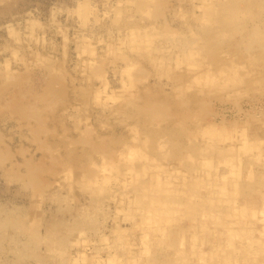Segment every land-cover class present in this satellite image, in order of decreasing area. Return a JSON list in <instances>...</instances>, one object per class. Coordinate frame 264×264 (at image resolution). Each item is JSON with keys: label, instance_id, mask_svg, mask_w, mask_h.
Returning <instances> with one entry per match:
<instances>
[{"label": "rangeland", "instance_id": "374dc122", "mask_svg": "<svg viewBox=\"0 0 264 264\" xmlns=\"http://www.w3.org/2000/svg\"><path fill=\"white\" fill-rule=\"evenodd\" d=\"M249 1L251 4L248 0H0V264H74L77 256L87 257V264H108L106 258L113 254L114 260L109 264H181L183 256L176 254L181 249L188 257L186 264L192 261V264H264V243L259 244L261 251L257 254L247 252L246 248L233 252L234 247L248 239L244 236L249 228L256 240H264L261 232L264 231V0H260L262 4L259 0ZM209 2L214 7L227 4L226 10L235 16L233 22L227 24L215 19L204 28L201 15ZM248 3L252 14L243 10L248 8ZM244 11L247 17L242 14ZM215 31L218 34L212 43L210 38ZM236 37L239 42L234 41ZM182 44L186 50H181ZM210 45L215 48L208 49ZM214 53L218 59H211ZM227 56L228 60L242 65L240 74L231 78L211 73L214 78H207V72L218 66L219 58ZM186 72H191V76ZM15 101L18 107L29 101L32 109L29 105L25 107L31 117L26 108L22 114L20 108L19 113ZM150 103L152 106H148ZM189 112L192 117L187 115ZM163 123L166 124L163 126ZM208 124L226 127L224 131L232 132H228L227 139L223 136L212 144L235 145L232 154L236 166L224 155H213V166L204 165L198 152L211 142L199 130ZM158 140H163L165 145L168 141L162 151ZM245 142L247 150L243 147ZM187 149H192L195 155ZM120 150L122 154L118 157L116 153ZM130 152H135L133 158ZM143 153L147 156L144 160ZM188 154L189 157H183ZM146 161L152 166L160 163L158 170L144 169ZM94 169L99 171L98 176L94 175ZM152 172L154 177L169 181L168 186L176 190L190 189L195 183L198 190L195 194L200 196L185 199L191 202L179 205L173 218H165L161 207H167L169 200L156 198L160 209H153L147 204V198L141 199L144 190L148 192L155 187ZM183 181L188 184L183 185ZM211 199L216 200L214 205ZM127 218L125 223L123 219ZM145 233L148 235L143 239ZM193 234H197L196 240ZM230 238L234 247L223 252L227 243H231ZM193 240L196 250L206 254L194 253ZM112 241L115 242L112 244ZM218 241L221 242L219 251L210 253Z\"/></svg>", "mask_w": 264, "mask_h": 264}, {"label": "bare ground", "instance_id": "6f19581e", "mask_svg": "<svg viewBox=\"0 0 264 264\" xmlns=\"http://www.w3.org/2000/svg\"><path fill=\"white\" fill-rule=\"evenodd\" d=\"M143 1H145V0H143ZM205 1H208V0H205ZM241 1H244V0H241ZM248 2L251 4V2L248 0ZM157 3H158V1H157ZM236 3V2H235ZM249 3L247 4V6L249 5ZM259 3H261L260 2V0H259ZM262 4V3H261ZM260 4V5H261ZM137 5V4H136ZM143 4L141 3V6H142ZM225 5H227V4H225ZM225 5L224 4H219V6L218 7H214V4H212V2L210 3L209 2V5L205 8V10H204V12L202 13V15H201V24H202V26L204 27V28H206V27H208V25H211L212 24V22L213 21H215V19L216 20H223V21H226V23L227 24H231L232 22H233V20H232V18L233 17H235V16H233V14H231V13H229L227 10H226V7H225ZM259 5V6H260ZM203 6H205L204 4H203ZM238 6H240L239 4H238ZM81 7V6H80ZM138 7V6H137ZM136 7V8H137ZM225 7V8H224ZM234 7V6H233ZM256 7V6H255ZM241 8H243V7H241ZM240 8V9H241ZM260 8H261V6H260ZM249 10V6H248V8H246V7H244V9L243 10ZM242 10V9H241ZM254 10V9H253ZM261 10V9H260ZM256 11H258V10H256ZM255 11V12H256ZM248 12H252V9H251V11L249 10ZM259 12H261V11H259ZM258 12V13H259ZM258 13L256 14L257 16H258ZM156 14V13H155ZM154 14V15H155ZM243 15L244 14H247L245 11H244V13H242ZM241 14V15H242ZM252 14V13H251ZM260 14V13H259ZM238 15V14H237ZM253 15H254V13H253ZM253 15H250V16H252L253 17ZM156 16V15H155ZM244 16H246V15H244ZM247 17V16H246ZM256 17V16H255ZM242 18V17H241ZM244 18V17H243ZM257 18H259V16L257 17ZM252 19V18H251ZM241 20V19H240ZM253 20V19H252ZM238 21V20H237ZM238 22H241V21H238ZM220 23H221V21H220ZM236 22H234V24H235ZM247 23V22H246ZM216 26H218V25H216ZM230 26H233V25H230ZM244 26V25H243ZM252 26V25H251ZM212 27V26H211ZM250 27V26H249ZM213 28V27H212ZM216 28V27H215ZM215 28H214V30H215ZM224 28V27H223ZM228 28H229V26H228ZM234 28V27H233ZM231 29H232V27H231ZM240 29V28H239ZM250 29H252V28H250ZM254 29H255V27H254ZM135 30L136 29H134V32H135ZM167 30V29H166ZM201 30V29H200ZM220 30V29H219ZM190 31V30H189ZM205 31H207V34H209V31H208V29H205ZM230 31V30H229ZM247 31H248V28H247ZM253 32H255L256 30H252ZM137 33V32H136ZM141 33H143L142 31H141ZM170 33V32H169ZM172 33V32H171ZM189 33V32H188ZM188 33H186V34H188ZM262 33V32H261ZM148 34H152L151 32L150 33H148ZM186 34H185V36H186ZM195 34V33H194ZM193 34V35H194ZM218 34V31H217V33H216V31L215 32H213V35H211V38H210V40L212 41V43H213V40L212 39H215V37H216V35ZM230 34V33H229ZM241 34V33H240ZM260 34V33H259ZM200 35V34H199ZM226 35V34H225ZM235 35V34H234ZM250 35V34H249ZM254 35V34H253ZM262 35V34H261ZM197 36V35H196ZM208 36V35H207ZM224 36V35H223ZM252 36V35H251ZM250 36V37H251ZM128 37V36H127ZM243 37V36H242ZM258 37V36H257ZM196 38V37H195ZM223 38V37H222ZM232 38V37H231ZM240 38V37H239ZM256 38V37H255ZM127 39H129V38H127ZM153 39H155V38H153ZM235 39H236V42H239V41H237V37L236 38H234V41H235ZM242 39V38H241ZM257 39V38H256ZM148 40H149V38H148ZM197 40H198V38H197ZM219 40H220V38H219ZM137 41V40H136ZM183 41V40H182ZM217 41V40H216ZM215 41V42H216ZM221 41V40H220ZM245 41V40H244ZM264 41V40H263ZM186 42V41H185ZM199 42H200V40H199ZM214 42V44H216ZM219 42V41H218ZM231 42V41H230ZM127 43V42H126ZM210 43V42H209ZM242 43V42H241ZM220 44V43H219ZM229 44V43H228ZM231 44H232V42H231ZM245 44V43H244ZM129 45V44H128ZM180 45V44H179ZM199 45V44H198ZM212 45V44H211ZM209 46V48L208 49H210L211 47L212 48H215L214 46L215 45H213V46ZM236 45V44H235ZM142 46V45H141ZM174 46V45H173ZM177 46V45H176ZM175 46V47H176ZM200 46V45H199ZM205 46H206V44H205ZM228 46V45H227ZM230 46V45H229ZM232 46V45H231ZM239 46H240V44H239ZM249 46V45H248ZM187 47H188V45H187ZM189 47H191L190 45H189ZM258 47V46H257ZM257 47H256V49H257ZM124 48V47H123ZM156 48V47H155ZM163 48V47H162ZM177 48V47H176ZM176 48H174V50L176 49ZM194 48V47H193ZM197 48V47H196ZM234 48V47H233ZM232 48V49H233ZM170 48H168V50H169ZM171 49H172V47H171ZM249 49H250V47H249ZM260 49V48H259ZM139 50V49H138ZM152 50H154V49H152ZM180 50V49H179ZM181 50H186V47H184L183 46V44H182V46H181ZM234 50V49H233ZM170 51V50H169ZM190 51V50H189ZM191 51H193V50H191ZM190 51V52H191ZM214 51V50H213ZM226 51H228V50H226ZM240 51H242V50H240ZM261 51H263V49L261 50ZM175 52V51H174ZM185 52V51H184ZM196 52V51H195ZM212 52V51H211ZM250 52V51H249ZM180 53H181V51H180ZM182 53H183V51H182ZM204 53H205V51H204ZM216 53H219V52H216ZM233 53H234V51H233ZM251 53V52H250ZM160 54H161V51H160ZM242 54V53H241ZM150 55V54H149ZM157 55V54H156ZM155 55V56H156ZM164 55V54H163ZM188 56H189V54H187ZM214 55H215V53H214ZM229 55H231V54H229ZM256 55V54H255ZM263 55V54H262ZM165 56V55H164ZM181 56V55H180ZM183 56H186L185 54L183 55ZM196 56V55H195ZM223 56H224V54H223ZM232 56V55H231ZM243 56V55H242ZM241 56V57H242ZM247 56V55H246ZM251 56V55H250ZM159 57V56H158ZM201 57V56H200ZM207 57V56H206ZM212 57H214V58H217V55H215V56H211V59H212ZM257 57V56H256ZM263 57V56H262ZM90 58V57H89ZM154 59H155V57H153ZM213 58V59H214ZM228 58V56L226 57V58H219V63H218V66L217 67H215V68H213L214 70H212V71H208L207 72V74H206V77L207 78H214L213 76H212V74H218V75H221V76H226V77H236L238 74H240V72H241V67H242V65H240V63L238 62V61H236V62H238V63H236V62H234V61H230V60H228L227 59ZM244 58V57H243ZM209 59V58H208ZM218 59V58H217ZM248 59V58H247ZM256 59V58H255ZM195 60V59H194ZM203 60V59H202ZM250 60H251V58H249V62H250ZM263 60V59H262ZM207 61V60H206ZM214 61V60H213ZM86 62V61H85ZM161 61H159V63H160ZM162 62H163V60H162ZM198 62V61H197ZM204 62V61H203ZM202 62V63H203ZM199 63V62H198ZM247 63V62H246ZM135 64H137V63H135ZM211 63H209V65H210ZM241 64H242V62H241ZM251 64V63H250ZM92 65V64H91ZM128 65V64H127ZM129 65H130V62H129ZM131 65H132V63H131ZM202 65V64H201ZM208 65V64H207ZM260 65H261V63H260ZM90 66V65H89ZM198 66V65H197ZM252 66V65H251ZM93 67V66H92ZM193 67V66H192ZM191 67V68H192ZM245 67V66H244ZM254 67V66H253ZM188 68V67H187ZM211 69V68H210ZM259 69V68H258ZM262 70V69H261ZM250 71H254V69H252V70H250ZM259 71V70H258ZM122 72H123V70H122ZM128 72V71H127ZM202 72V71H201ZM200 72V73H201ZM249 72V71H248ZM257 72V71H256ZM106 73V72H105ZM191 72H186V74H189L188 76H191V74H190ZM196 73V72H195ZM212 73V74H211ZM250 73V72H249ZM184 73H182L181 74V78H182V75H183ZM251 74V73H250ZM196 75V74H195ZM201 75V74H200ZM248 75V74H247ZM247 75H245V76H247ZM261 75V74H260ZM135 76V75H134ZM133 76V77H134ZM179 76V75H178ZM177 76V77H178ZM185 76V75H184ZM183 76V77H184ZM126 77V76H125ZM138 77V76H137ZM186 77V76H185ZM220 77V76H219ZM225 77V78H226ZM256 77V76H255ZM124 78V77H123ZM198 81L200 80V82H201V79H199V78H197V77H195ZM224 78V77H223ZM247 78V77H246ZM245 78V79H246ZM249 78V77H248ZM259 78H260V76H259ZM127 79V78H126ZM183 79V78H182ZM227 79V78H226ZM251 79V78H250ZM52 80V79H51ZM50 80V81H51ZM134 80V79H133ZM192 80V79H191ZM217 80V79H216ZM236 80H237V78H236ZM240 80V79H239ZM252 80V79H251ZM127 81H128V79H127ZM178 81V80H177ZM197 81V82H198ZM235 81V80H234ZM243 81V80H242ZM260 81H261V79H260ZM48 82V81H47ZM131 82V81H130ZM179 82V81H178ZM177 82V83H178ZM182 82H183V80H182ZM55 83V82H54ZM121 83H122V81H121ZM181 83V82H180ZM228 83V82H227ZM243 83V82H242ZM48 84H49V82H48ZM198 85H199V82L197 83ZM221 84V83H220ZM219 84V85H220ZM52 85H53V83H52ZM51 85V86H52ZM176 85V84H175ZM208 85V84H207ZM206 85V86H207ZM227 85V84H226ZM225 85V86H226ZM254 85V84H253ZM262 85V84H261ZM47 86V85H46ZM174 86V85H173ZM210 86V85H209ZM223 86H224V84H223ZM235 86V85H234ZM53 87V86H52ZM132 86H130V88H131ZM227 87H228V85H227ZM240 87V86H239ZM245 87V86H244ZM200 88V87H199ZM206 88V87H205ZM204 88V89H205ZM212 88V87H211ZM45 89H47V90H50L49 88H45ZM44 89V90H45ZM56 89V88H55ZM208 88H206V90H207ZM235 89V88H234ZM243 89V88H242ZM241 90V89H240ZM52 91H54V89H52ZM203 91V90H202ZM213 92L215 91V90H212ZM230 91V90H229ZM239 92V91H238ZM21 93H23V92H21ZM48 93H50V92H48ZM47 93V94H48ZM131 93V92H130ZM177 93V91L175 92V94ZM207 93V92H206ZM231 93V92H230ZM35 94H36V92H35ZM38 94V93H37ZM44 94H46L45 93V91H44ZM174 94V93H173ZM178 94V93H177ZM194 94V93H193ZM52 95V92L50 93V96ZM136 95V94H135ZM195 95V94H194ZM203 95V94H202ZM219 95V94H218ZM22 96V95H21ZM25 96V95H24ZM38 96V95H37ZM55 96V95H54ZM138 96V95H137ZM196 96V95H195ZM201 96V95H200ZM207 96V95H206ZM213 96V95H212ZM47 97V96H46ZM57 97V96H56ZM55 97V98H56ZM204 97H205V95H204ZM214 97V96H213ZM21 97H19V99H20ZM37 98V97H36ZM40 98V97H39ZM38 98V99H39ZM132 98V97H131ZM136 98V97H135ZM43 99L44 98H42V101H43ZM138 99H139V97H138ZM177 99V98H176ZM195 99V98H194ZM134 100V99H133ZM182 100H183V98H182ZM203 100H204V98H203ZM224 100V99H223ZM16 101H17V99H16ZM16 101H15V104H16V106L15 107H18V105H17V103H16ZM38 101V100H37ZM194 100H192V102H193ZM18 102V101H17ZM28 103H30L31 102V104H32V100L29 102V101H27ZM34 102V101H33ZM182 102H185V101H182ZM190 102V101H189ZM25 103H26V101H25ZM28 103H26V105L25 106H27V105H29V107H30V105L31 104H28ZM15 104H13V105H15ZM36 104V99H35V102H34V105ZM126 104V103H125ZM128 104V103H127ZM136 103H134V105H135ZM12 105V104H11ZM12 105V106H13ZM33 105V104H32ZM33 105V106H34ZM138 105V104H137ZM145 105V104H144ZM152 106V104L150 103V104H148V106ZM161 105H162V103H161ZM192 105H193V103H192ZM12 106H11V108H12ZM23 106V107H22ZM24 106V104L22 105V104H19V109H18V112H19V110H20V108H22L20 111H21V114L22 113H24V111L23 110H25V109H23V108H26ZM122 107H123V105H121ZM120 106V107H121ZM156 106V105H155ZM159 106V105H158ZM164 106V105H163ZM162 106V107H163ZM166 106V105H165ZM191 106V105H190ZM14 107V106H13ZM127 107V106H126ZM129 107V106H128ZM135 107H136V105H135ZM177 107V106H176ZM188 107V106H187ZM195 107V105H193V108ZM254 107V106H253ZM27 108H28V106H27ZM26 108V113L28 114V116H29V113H30V111H28V109ZM31 109H32V106L30 107ZM30 108H29V110H30ZM36 108V107H35ZM180 108V107H179ZM178 108V109H179ZM200 108V107H199ZM202 108V107H201ZM17 109H16V111H17ZM120 109V108H119ZM158 109V108H157ZM183 109V108H182ZM191 109V108H190ZM36 110H38V108H36ZM152 110H154L153 109V107H152ZM162 110V109H161ZM164 110V109H163ZM180 110V109H179ZM184 110V109H183ZM194 110V109H193ZM155 111V110H154ZM158 112H159V109L157 110ZM200 111V110H199ZM162 112V111H161ZM166 112V111H165ZM191 112H192V110H191ZM196 112V111H195ZM20 113V112H19ZM155 113V112H154ZM160 113V112H159ZM183 113V112H182ZM186 113L187 112H185V114L184 115H186ZM34 114V113H33ZM158 114V113H157ZM160 115H162V114H160ZM167 116H168V114H166ZM172 115V114H171ZM174 115V114H173ZM172 115V116H173ZM187 115H190V112H189V114H187ZM192 115H193V113H192ZM196 115V114H195ZM200 114H198V116H199ZM257 115V114H256ZM27 116V115H26ZM32 116H34V115H32ZM152 117H154L153 115H151ZM157 116V115H156ZM191 116V115H190ZM211 116V115H210ZM247 116V115H246ZM29 117H31V115L29 116ZM179 117H181L180 115H179ZM192 117V116H191ZM193 117L195 118V116L193 115ZM158 118V117H157ZM201 118V117H200ZM251 118V117H250ZM173 119V118H172ZM176 119V118H175ZM181 119V118H180ZM188 119V118H187ZM252 119V118H251ZM255 119V118H254ZM153 121H155V119H152ZM178 120H179V118H178ZM258 120V119H257ZM177 121V120H176ZM180 121V120H179ZM179 121H177V122H179ZM187 121V120H186ZM192 121V120H191ZM199 121H200V119H199ZM201 121H202V119H201ZM215 121V120H214ZM213 121V122H214ZM223 121V120H222ZM261 121V120H260ZM132 122V121H131ZM140 122V121H139ZM183 122V121H182ZM190 122V121H189ZM135 123V122H134ZM161 123H162V121H161ZM160 123V124H161ZM172 123V122H171ZM170 123V124H171ZM186 123V122H185ZM187 123H188V121H187ZM215 123V122H214ZM152 124V123H151ZM154 124V123H153ZM155 124H156V121H155ZM164 124H166V123H163L162 125L164 126ZM173 124V123H172ZM171 124V125H172ZM175 124V123H174ZM179 124V123H178ZM189 124V123H188ZM199 124H201V123H199ZM224 124V123H223ZM241 124V123H240ZM249 124V123H248ZM132 125V124H131ZM134 125V127H135V124H133ZM176 125V124H175ZM175 125H174V127H175ZM186 126H187V128L189 127L187 124H185ZM238 125V124H237ZM151 126V125H150ZM157 126V125H156ZM161 126V125H160ZM197 126H199L198 125V123H197ZM129 127V126H128ZM131 127V126H130ZM133 127V128H134ZM138 127V126H137ZM137 127H135V128H137ZM166 128H167V126H165ZM177 127V126H176ZM181 127H182V125H181ZM196 127V126H195ZM201 127V126H200ZM148 128V127H147ZM150 128V127H149ZM155 128V127H154ZM179 128V127H178ZM185 128V127H184ZM192 128H193V126H192ZM197 128V127H196ZM220 128V129H219ZM246 128V127H245ZM132 129V128H131ZM137 129H139V127L137 128ZM152 129V128H151ZM150 129V130H151ZM158 129H160V128H158ZM163 129V128H162ZM161 129V130H162ZM225 129H226V127H225ZM223 127H220V126H218V125H215V124H208V125H206L205 127H203V128H201L200 130H199V134H201V136L203 137V138H206L209 142H211V145L210 146H205L206 148H201V149H199V152L198 153H200L201 155H202V158L204 159L203 160V162H204V165H207V166H213V157L214 156H216V155H224L225 157V159L227 160V161H231V163H232V165L233 166H236V161H234L233 160V152L236 150V148H235V145H231L230 147H221V146H219V147H217V146H214V144H212V142H214L215 141V139H221L223 136H224V139H227L228 138V136L230 135L229 133H232V132H230V131H228L227 132V130L226 131H224L225 130ZM144 130H146L145 128H144ZM184 130V129H183ZM183 130L181 129L180 131H182L183 132ZM249 130V129H248ZM130 131V130H129ZM133 131V130H132ZM147 131V130H146ZM146 131H145V133H146ZM154 131V130H153ZM165 131V130H164ZM197 131V130H196ZM220 131H222V133H219ZM242 131V130H241ZM240 131V132H241ZM244 131V130H243ZM137 132V131H136ZM141 132V131H140ZM143 132V131H142ZM151 132V131H150ZM235 132H237V131H235ZM135 133V132H134ZM144 133V132H143ZM179 133V132H178ZM191 133V132H190ZM180 134L182 135L183 133H181L180 132ZM185 134V133H184ZM192 134V133H191ZM194 134V133H193ZM198 134V135H199ZM228 134V135H227ZM241 134H242V132H241ZM240 134V135H241ZM136 135V134H135ZM137 135H139L138 133H137ZM181 135H180V137L179 138H181ZM189 135V134H188ZM196 135V134H195ZM239 135V134H238ZM94 136V135H93ZM141 136V135H140ZM184 135H182V137H183ZM251 136V135H250ZM83 138H84V134H83V136H82ZM136 137V136H135ZM196 137L197 138H199L197 135H196ZM221 137V138H220ZM235 137V136H234ZM178 138V139H179ZM187 138H188V136H187ZM92 139V138H91ZM133 139H134V137H133ZM183 139V138H182ZM182 139H179V140H182ZM190 139V138H189ZM189 139H187L188 141H189ZM191 139H192V137H191ZM191 139H190V141H191ZM194 139H195V137H194ZM193 139V140H194ZM200 139V138H199ZM233 139V138H232ZM257 139V138H256ZM123 140V139H122ZM131 140V139H130ZM196 140H198V139H196ZM98 141V140H97ZM117 140H114V142H116ZM121 141V140H120ZM133 142H137V141H135V140H132ZM184 141V140H183ZM188 141H186L187 143H188ZM231 141V140H230ZM87 142V141H86ZM158 142V144L160 145V148H161V151H162V149H163V147H164V145H165V143H163V140H158L157 141ZM165 142H167L168 143V141H165ZM173 142H175V141H173ZM180 142V141H179ZM178 142V143H179ZM218 142V141H217ZM260 142V141H259ZM263 142H264V140H263ZM73 143H74V141H73ZM123 143V142H122ZM122 143H121V145H122ZM143 143H145V142H143ZM155 143V142H154ZM167 143H166V145H167ZM191 143H192V141H191ZM194 143V142H193ZM220 143H222V142H220ZM120 144V143H119ZM147 144H148V142H147ZM146 144V145H147ZM185 144V143H184ZM209 144V143H208ZM263 144V143H262ZM121 145H119L120 146V148H121ZM138 145V144H137ZM145 145V144H144ZM145 145V146H146ZM155 145V144H154ZM165 145V146H166ZM172 145V144H171ZM182 145V144H181ZM196 146H197V144H195ZM118 146V145H117ZM119 146H118V148H119ZM132 146V145H131ZM195 146V147H196ZM253 146V145H252ZM74 147V146H73ZM99 147V146H98ZM125 148V144L122 146V148ZM177 147V146H176ZM243 147H244V150H247V147H248V145H247V143L245 142V145H243ZM127 148V147H126ZM145 148V147H144ZM154 148V147H153ZM160 148H159V150H160ZM166 148V147H165ZM179 148H180V146H179ZM182 148V147H181ZM183 148H185V147H183ZM256 148H258V147H256ZM92 149V148H91ZM146 149H148V148H145V150ZM167 149V148H166ZM170 149V148H169ZM156 150L158 151V147H156ZM156 150H155V153H157L156 152ZM175 150V149H174ZM188 150V149H187ZM251 150V149H250ZM249 150V151H250ZM69 151V150H68ZM71 151V150H70ZM69 151V152H70ZM121 152H117L116 153V155L119 157V156H121V154H122V150H120ZM148 151V150H147ZM164 151V150H163ZM186 151V150H185ZM190 151H192V149H190V150H188L187 152H190ZM197 151V150H196ZM52 152H53V150H52ZM123 152H124V150H123ZM134 153L135 152H130V158H133L132 156L134 155ZM139 153V152H138ZM141 153V152H140ZM165 153V152H164ZM163 153V154H164ZM183 153H184V151H183ZM144 154V153H143ZM152 154V153H151ZM162 154V155H163ZM190 154H194L193 153V151L192 152H190ZM190 154H188V155H185V156H183V157H185L186 158V156H190ZM115 155V154H114ZM145 155V154H144ZM161 155V154H160ZM161 155V156H162ZM174 155H175V153H174ZM195 155V154H194ZM214 155V156H213ZM69 156V155H68ZM146 156V155H145ZM145 156H143L142 155V160H144L145 158H147V156L145 157ZM159 156V155H158ZM164 156V155H163ZM167 156V155H166ZM180 156V155H179ZM198 156V155H197ZM220 156V157H221ZM107 157H109V156H107ZM127 157V156H126ZM136 157V156H135ZM191 157H193L192 155H191ZM190 157V158H191ZM195 157V156H194ZM218 157V156H217ZM258 157V156H257ZM101 158V157H100ZM129 158V159H130ZM152 158H153V156H152ZM163 158V157H162ZM196 158V157H195ZM200 158V157H199ZM92 159V158H91ZM95 159H97V158H95ZM123 159H124V157H123ZM127 159V158H126ZM139 159H141V157H139ZM180 159V158H179ZM192 159H194V158H192ZM257 159V158H256ZM98 160V159H97ZM134 160V159H133ZM141 160V161H142ZM158 160V159H157ZM57 161V160H56ZM66 161H68V159L66 160ZM76 161V160H75ZM100 161H102V160H100ZM120 161V160H119ZM127 161H129V160H127ZM130 161H132V159H130ZM129 161V163L128 164H130L131 162ZM193 161V160H192ZM29 162H30V160H29ZM43 162V161H42ZM80 162V161H79ZM98 162V161H97ZM125 163H123V164H127L126 163V161H124ZM143 162V161H142ZM147 162V161H146ZM153 162V161H152ZM185 162V161H184ZM183 162V163H184ZM264 162V161H263ZM72 163V162H71ZM121 163V164H122ZM134 163L136 164V162L134 161ZM140 163V162H139ZM151 163V162H150ZM154 163V162H153ZM59 164V163H58ZM76 164V163H75ZM82 164V163H81ZM142 164V163H141ZM166 163H164L163 165H165ZM168 164V163H167ZM171 164H172V162H171ZM181 164V163H180ZM186 164H188V163H186ZM192 164V163H191ZM87 165V164H86ZM131 165V164H130ZM158 165H160V163L158 164ZM158 165H154V166H152V165H150L148 162L147 163H143V167H144V169H152V170H155V169H157L158 168ZM169 165V164H168ZM176 165V164H175ZM189 165V164H188ZM199 165V164H198ZM228 165H230V164H228ZM70 166V165H69ZM117 166V165H116ZM137 166H138V162H137ZM141 165H139V167H140ZM162 166V165H161ZM170 166V165H169ZM183 166V165H182ZM184 166H185V164H184ZM183 166V167H184ZM92 167H94V166H92ZM92 167H91V169H92ZM118 167V166H117ZM176 167V166H175ZM73 168V167H72ZM98 168V167H97ZM110 168V167H109ZM126 168V167H125ZM132 168V167H131ZM195 168V167H194ZM264 168V167H263ZM69 169H70V167H69ZM115 169H116V167H115ZM118 169V168H117ZM138 169V168H137ZM142 169V168H141ZM161 169V168H160ZM186 169V168H185ZM185 169H184V171H185ZM202 169V168H201ZM213 169V168H212ZM31 170V169H30ZM67 170V169H66ZM75 170H77V169H75ZM82 170V169H81ZM84 170V169H83ZM82 170V171H83ZM107 170H109V169H107ZM111 170V169H110ZM121 170H122V168H121ZM158 170V169H157ZM189 170V169H188ZM208 170V169H207ZM209 170H211V168L209 169ZM33 171V170H32ZM124 171V170H123ZM126 171V170H125ZM164 171H165V169H164ZM198 171V170H197ZM202 171V170H201ZM42 172V171H41ZM78 172H79V170H78ZM93 172H94V175L96 176H98L99 175V171H97L96 169H94L93 170ZM111 172V171H110ZM117 172H118V170H117ZM122 172V171H121ZM226 172V171H225ZM251 172V171H250ZM249 172V173H250ZM113 173V172H112ZM116 173V172H115ZM115 173H114V175H115ZM129 173V172H128ZM134 173V172H133ZM148 172H146V174H147ZM188 173H189V171H188ZM201 173V172H200ZM205 173V172H204ZM252 173V172H251ZM42 174H43V172H42ZM117 174V173H116ZM124 174H126V172H124ZM152 174V178L153 179H155V180H153L152 182L155 184L154 186L155 187H153V189H151V191H148L147 192V190L145 191L144 190V193H142V198L141 199H144V198H147V204L149 205V206H153V209L154 208H159V207H157V204H156V202L158 201V200H156V198L157 199H159L160 201H161V199H163V200H169V205L167 206V207H161V208H164L163 210H162V212H163V214H165L164 215V217L165 218H173V216H174V211H176V209L179 207V205H182L184 202H185V204H189L190 202H191V200L189 201H187V200H185V199H193V196H200V194H195L198 190H197V188H196V186H195V183H194V185L192 184V187H190V189L188 188H186V190H184L183 188L181 189H173V188H171L170 186H168V182L169 181H162V178L160 177V176H156V177H154L155 175H154V173L152 172L151 173ZM183 174H185V173H183ZM201 174H203V173H201ZM214 174V173H213ZM226 174V173H225ZM90 175H92L93 176V174L91 173ZM129 175H130V173H129ZM166 175V174H165ZM188 175V174H187ZM37 177H39V175H36ZM35 176V177H36ZM92 176H90L91 178H92ZM128 176V175H127ZM134 176V175H133ZM164 176V175H163ZM201 176V175H200ZM230 175H228V177H229ZM81 177H83V176H81ZM101 177H102V175H101ZM101 177H99V178H101ZM110 177V176H109ZM108 177V178H109ZM120 177V176H119ZM234 177H236V176H234ZM65 178H66V176H65ZM64 178V179H65ZM96 178V177H95ZM94 178V179H95ZM121 178V177H120ZM127 178V177H126ZM151 178V179H152ZM227 178V177H226ZM249 178H253L252 176L251 177H249ZM113 179V178H112ZM137 179V178H136ZM202 179V178H201ZM200 179V180H201ZM207 179V178H206ZM234 179V178H233ZM262 179V178H261ZM35 180V179H34ZM98 180V179H97ZM101 180H102V178H101ZM109 180V179H108ZM122 180V179H121ZM133 180V179H132ZM138 180V179H137ZM171 180V179H170ZM193 180V179H192ZM196 180V179H195ZM210 180V179H209ZM209 180H207V182L209 181ZM264 180V179H263ZM39 181H40V179H39ZM38 181V182H39ZM42 181V180H41ZM64 181V180H63ZM96 181V180H95ZM118 181V180H117ZM116 181V182H117ZM134 181V180H133ZM191 181V180H190ZM112 182V184H115V183H113V180L111 181ZM114 182H115V180H114ZM193 182V181H192ZM219 182V181H218ZM39 183H41V182H39ZM67 183H69L68 181H67ZM88 183V182H87ZM101 183V182H100ZM102 183H105L104 181L102 182ZM101 183V184H102ZM135 183V182H134ZM138 183V182H137ZM184 183H186L185 181H183V185H184ZM209 183H211V182H209ZM258 183V182H257ZM260 183V182H259ZM70 184V183H69ZM78 184V183H77ZM90 184V183H89ZM111 184V183H110ZM186 184H188V182L186 183ZM208 184V183H207ZM234 184V183H233ZM263 184V183H262ZM40 185V184H39ZM80 185H83V184H80ZM91 185V184H90ZM89 185V189L90 190H92ZM117 185H119V183L117 184ZM128 185V184H127ZM216 185V184H215ZM227 185V184H226ZM251 185V184H250ZM77 186V185H76ZM95 186H96V184H95ZM133 186V185H132ZM200 186V185H199ZM139 187V186H138ZM182 187V186H181ZM212 187V186H211ZM234 187V186H233ZM242 186H239L238 188H241ZM38 188H39V186H38ZM70 188V187H69ZM137 188V187H136ZM83 189H85V188H83ZM86 189H87V187H86ZM85 189V190H86ZM89 189H87V190H89ZM95 189V188H94ZM101 189V188H100ZM120 189V188H119ZM118 189V190H119ZM130 188H128L127 190H129ZM131 189H132V187H131ZM147 189H148V187H147ZM150 189V188H149ZM82 190V189H81ZM96 190V189H95ZM94 190V191H95ZM99 190V189H98ZM102 190V189H101ZM117 190V189H116ZM215 190V189H214ZM221 190V189H220ZM228 190V189H227ZM242 190V189H241ZM72 191V190H71ZM103 191V190H102ZM125 191V190H124ZM133 191H134V189H133ZM225 191V190H224ZM237 191L239 192V189H237ZM89 192V191H88ZM131 192V191H130ZM129 192V193H130ZM247 192V191H246ZM245 192V193H246ZM249 192V191H248ZM73 193V192H72ZM99 193V192H98ZM109 193V192H108ZM108 193H107V195H108ZM114 193V192H113ZM122 193V192H121ZM125 193V192H124ZM146 193V194H145ZM222 193V192H221ZM237 193V192H236ZM242 193V192H241ZM251 193V192H250ZM89 194V193H88ZM90 194H91V191H90ZM111 195H112V193H110ZM116 194V193H115ZM126 194V193H125ZM125 194H124V196H125ZM131 194V193H130ZM234 194H235V192H234ZM239 194V193H238ZM243 194V193H242ZM247 194V193H246ZM246 194H243V195H246ZM249 194V193H248ZM247 194V195H248ZM96 195H98V194H96ZM100 195V194H99ZM101 195H102V193H101ZM100 195V196H101ZM106 195V196H107ZM122 195V194H121ZM203 195V194H202ZM210 195V194H209ZM212 195H213V192H212ZM215 195H216V193H215ZM127 196V195H126ZM239 196V195H238ZM249 196V195H248ZM261 196H263V195H261ZM95 197V196H94ZM108 197V196H107ZM129 197H130V195H129ZM101 198V197H100ZM113 198V197H112ZM126 198V197H125ZM102 199V198H101ZM107 199V198H106ZM238 199V198H237ZM98 200H100V199H98ZM102 200H104V198L102 199ZM137 200V199H136ZM185 200V201H184ZM203 200V199H202ZM201 200V201H202ZM209 200V199H208ZM212 200V199H211ZM219 200V199H218ZM221 200V199H220ZM230 200V199H229ZM106 201V200H105ZM139 201V200H138ZM216 201V200H215ZM215 201L214 200H212V204L211 205H214L215 204ZM232 201V200H231ZM99 202V201H98ZM97 202V203H98ZM128 202H129V200H128ZM255 202V201H254ZM163 203V206H165L166 205V203L165 202H162ZM257 203V202H256ZM95 204V203H94ZM98 204H101V202L100 203H98ZM224 204V203H223ZM242 204H243V202H242ZM263 204H264V202H263ZM134 205V204H133ZM146 205V204H145ZM199 205V204H198ZM218 205V204H217ZM100 206V205H99ZM126 206H127V204H126ZM219 206V205H218ZM218 206H217V208H218ZM222 206V205H221ZM244 206V205H243ZM114 207V206H113ZM119 207V206H118ZM189 207V206H188ZM190 207H191V205H190ZM201 207V206H200ZM210 207V206H209ZM254 207V206H253ZM253 207H251V208H253ZM257 207V206H256ZM102 208V207H101ZM151 208V207H150ZM185 208V207H184ZM192 208V207H191ZM221 208H223V207H221ZM229 208V207H228ZM264 208V207H263ZM136 209V208H135ZM138 209V208H137ZM160 209V208H159ZM212 209V208H211ZM95 210H96V208H95ZM219 210L221 211V209L219 208ZM149 211V210H148ZM151 211V210H150ZM96 212V211H95ZM137 212V211H136ZM135 212V213H136ZM139 212V211H138ZM196 211H194V213H195ZM88 213V212H87ZM91 213H93V212H91ZM90 213V214H91ZM102 213V212H101ZM126 213H127V211H126ZM145 213H146V211H145ZM152 213V212H151ZM117 214V213H116ZM158 214V213H157ZM219 214V213H218ZM220 214H221V212H220ZM228 214V213H227ZM92 215V214H91ZM119 215V214H118ZM142 215V214H141ZM197 215V214H196ZM204 215H207L205 212H204ZM217 215V214H216ZM88 216H90V215H88ZM129 216H130V213H129ZM128 216V217H129ZM232 216V215H231ZM255 216H257V215H255ZM126 217V216H125ZM131 217V216H130ZM133 217V216H132ZM136 217V216H135ZM135 217H133V218H135ZM142 217V216H141ZM205 217V216H204ZM211 217V216H210ZM229 217V216H228ZM240 217V216H239ZM264 217V216H263ZM84 218V217H83ZM132 218V219H133ZM184 218V217H183ZM206 218H208V217H206ZM219 218V217H218ZM257 218V217H256ZM262 218V217H261ZM88 219H90L89 217H88ZM131 219V218H130ZM193 219V218H192ZM191 219V220H192ZM233 219V218H232ZM244 219H246V218H244ZM92 220V219H91ZM122 220V219H121ZM127 220H129L128 218L127 219H123V221L126 223V221ZM143 220V219H142ZM150 220H151V218H150ZM172 220V219H171ZM231 220V219H230ZM235 220V219H234ZM241 220V219H240ZM248 220V219H247ZM262 220V219H261ZM122 221V222H123ZM132 221V220H131ZM133 221H135V220H133ZM180 221V220H179ZM242 221V220H241ZM82 222H83V219H82ZM104 222V221H103ZM123 222V223H124ZM128 222H130V221H128ZM185 222H187V221H185ZM190 222V221H189ZM124 223V224H125ZM143 223H144V221H143ZM162 223V222H161ZM170 223V222H169ZM183 223V222H182ZM224 223V222H223ZM254 223V222H253ZM20 224V223H19ZM142 224V223H141ZM206 224V223H205ZM216 224V223H215ZM232 224V223H231ZM121 225V224H120ZM119 225V226H120ZM132 225V224H131ZM151 225V224H150ZM185 225V224H184ZM194 225V224H193ZM202 225V224H201ZM241 225V224H240ZM246 225V224H245ZM134 226V225H133ZM141 226H143V225H141ZM146 226V225H145ZM156 226V225H155ZM195 226V225H194ZM212 226V225H211ZM228 226H230V225H228ZM116 227V226H115ZM147 227V226H146ZM83 228V227H82ZM85 228V227H84ZM134 228V227H133ZM143 228V227H142ZM145 228V227H144ZM182 228H184V227H182ZM187 228V227H186ZM224 228V227H223ZM129 229V228H128ZM147 229V228H146ZM192 229V228H191ZM217 229V228H216ZM228 229H229V227H228ZM234 229V228H233ZM243 229V228H242ZM252 229V228H251ZM261 229V228H260ZM125 230V229H124ZM152 230V229H151ZM161 230V229H160ZM213 230V229H212ZM237 230V229H236ZM244 230H245V228H244ZM81 231V230H80ZM82 231H83V229H82ZM86 231V230H85ZM128 231V230H127ZM137 231V230H136ZM141 231V230H140ZM148 231V230H147ZM170 231V230H169ZM193 231V230H192ZM191 231V232H192ZM197 231V230H196ZM207 231V230H206ZM239 232H241V229H239L238 230ZM149 232V231H148ZM190 232V233H191ZM232 232V231H231ZM246 232L247 233H245V236L244 237H247L248 239H246L245 240V242H243V241H241V242H243V244L241 243V245H239V246H236V247H234L233 245H234V243H233V241H232V239L233 238H230L231 239V243H227V246L228 247H226V249L224 248L223 249V252H224V250H227L228 251V248L230 247V246H233L235 249H234V251L233 252H237L238 250H241V249H244V248H246L247 249V252H250V253H254V254H257V253H260V251H259V249H261V247H259V244L261 245V243H264V240L263 241H260V240H256V238H254V236H253V231L252 230H250V228H249V230H246ZM259 232V231H258ZM261 232H264V231H261ZM70 233H72V232H70ZM87 233V232H86ZM140 233V232H139ZM172 233V232H171ZM174 233V232H173ZM183 233H184V231H183ZM190 233H189V235H190ZM201 233V232H200ZM236 233H238V232H236ZM110 234H112V232H110ZM129 234H131V233H129ZM141 234V233H140ZM155 234V233H154ZM69 235V234H68ZM81 235H82V233H81ZM101 235H103V234H101ZM120 235V234H119ZM148 235V233H145V235H144V238L143 239H145L146 237L145 236H147ZM152 235V234H151ZM164 235V234H163ZM175 235V234H174ZM182 235V234H181ZM220 235V234H219ZM237 235V234H236ZM240 235V234H239ZM83 236V235H82ZM117 236H118V234H117ZM121 236V235H120ZM120 236H119V238H120ZM130 236V235H129ZM221 236V235H220ZM220 236H218V237H220ZM233 235H231L230 237H232ZM259 236V235H258ZM62 237V236H61ZM85 237V236H84ZM122 237V236H121ZM127 237V236H126ZM125 237V238H126ZM143 237V236H142ZM142 237H140L141 239H142ZM153 237V236H152ZM225 237V236H224ZM239 237V236H238ZM80 238V237H79ZM87 238V237H86ZM108 238V237H107ZM114 238V237H113ZM157 238H158V236H157ZM174 238V237H173ZM189 238V237H188ZM193 238H194V240H196L197 239V234H193ZM193 238H191V239H193ZM210 238V237H209ZM216 238V237H215ZM221 238H222V236H221ZM261 238V237H260ZM64 239H66V238H64ZM78 239V238H77ZM82 239H83V237H82ZM124 239V238H123ZM122 239V240H123ZM151 239V238H150ZM180 239V238H179ZM227 239V238H226ZM229 239V240H230ZM264 239V238H263ZM75 240H76V238H75ZM107 240V239H106ZM105 240V241H106ZM115 240V239H114ZM134 240V239H133ZM155 240V239H154ZM194 240L192 241L193 242V245H192V242H191V245H192V248H193V250H194V253H198V255L200 256V255H204V254H206L205 253V251H203V250H199V249H197L196 250V245H194L195 243H194ZM205 240H207V238L205 239ZM222 240V239H221ZM146 241V240H145ZM147 241H149V239L147 238ZM147 241H146V246H147ZM190 241V240H189ZM209 241H210V239H209ZM225 241V240H224ZM62 242V241H61ZM67 242V241H66ZM106 242H108V240L106 241ZM115 241H112V244L114 243ZM119 242V241H118ZM127 242V241H126ZM142 242H144L143 240H142ZM60 243V242H59ZM76 243H79L78 242V240H77V242ZM121 243V242H120ZM212 243V242H211ZM61 244V243H60ZM73 244V243H72ZM80 244V243H79ZM111 244V243H110ZM109 244V245H110ZM122 244V243H121ZM144 244H145V242H144ZM184 244V243H183ZM189 244V243H188ZM204 244V243H203ZM64 245H67V244H64ZM70 245V244H69ZM105 245V244H104ZM258 245V246H257ZM92 246V245H91ZM102 246V245H101ZM100 246V247H101ZM111 247H112V245H110ZM116 246H118V245H116ZM122 246H124V245H122ZM131 246V245H130ZM129 246V247H130ZM138 246V245H137ZM199 246V245H198ZM203 246V245H202ZM206 246V245H205ZM257 246V247H256ZM66 247V246H65ZM69 247V246H68ZM73 247H75V246H73ZM103 247V246H102ZM111 247H110V249H111ZM119 247H120V244H119ZM144 247V246H143ZM150 247H152V246H150ZM162 247V246H161ZM176 247V246H175ZM189 247H191V246H189ZM209 247V246H208ZM220 247H221V242L220 241H218V243L217 242H214V248H212V251L210 252V253H215V252H217V251H219V249H220ZM239 249H238V248ZM67 248V247H66ZM96 248V247H95ZM105 248V247H104ZM108 248V247H107ZM123 249H124V247H122ZM131 248V247H130ZM156 248H157V246H156ZM186 248V247H185ZM68 249V248H67ZM66 249V250H67ZM91 249V248H90ZM115 248H114V245H113V250H114ZM121 249V248H120ZM151 249H153V248H151ZM189 249V248H188ZM203 249V248H202ZM205 249V248H204ZM62 250V249H61ZM64 250L65 249H63V253H64ZM116 250V249H115ZM140 250H142V249H140ZM146 250L148 251L149 250V247H148V249L146 248ZM93 251H94V249H93ZM100 251V250H99ZM120 251V250H119ZM132 251V250H131ZM130 251V252H131ZM145 251V250H144ZM221 251H222V249H221ZM57 252V251H56ZM70 252V251H69ZM110 252H111V250H110ZM109 252V253H110ZM125 252V250L122 252V253H124ZM127 252H128V249H127ZM142 252V251H141ZM150 252H151V250H150ZM150 252H149V254H150ZM185 251L183 250V249H181V250H177L176 251V254H178L180 257L181 256H183V260H182V263L181 264H186L187 263V261H188V257H187V255H184V254H186V253H184ZM192 252V251H191ZM226 252V251H225ZM246 252V253H247ZM59 254H60V252H58ZM108 253V254H109ZM112 253V252H111ZM114 253V252H113ZM112 253V254H113ZM140 253V252H139ZM193 253V252H192ZM196 253V254H197ZM227 253H231V252H226V254ZM108 254H106V255H108ZM116 254V253H115ZM121 254V253H120ZM149 254H147V255H149ZM56 255H57V253H56ZM61 255V254H60ZM66 255V254H65ZM65 255H63V256H65ZM71 255V254H70ZM114 255V254H113ZM113 255H111V257L113 256ZM215 255V254H214ZM230 255V254H229ZM251 255H253V254H251ZM119 256H121V255H119ZM152 256V255H151ZM176 256V255H175ZM195 256V255H194ZM193 256V257H194ZM217 256V255H216ZM247 256V255H246ZM257 256V255H256ZM66 257V256H65ZM111 257H108V259L106 258V261L107 262H111L112 263V261L114 260V258H111ZM114 257V256H113ZM131 257V256H130ZM135 257V256H134ZM133 257V258H134ZM144 257V256H143ZM147 257V256H146ZM198 257V256H197ZM211 257H213V256H211ZM60 258V257H59ZM87 258V257H86ZM85 257H82V258H78V256H77V259L75 260V262L73 261V263L74 264H80V263H84V264H87L86 262H87V259H86ZM99 258V257H98ZM101 258V257H100ZM99 258V259H100ZM141 258V257H140ZM201 258V257H200ZM202 258H204V257H202ZM216 258V257H215ZM64 259V258H63ZM74 259H75V257H74ZM113 259V260H112ZM131 259V258H130ZM135 259V258H134ZM218 259V258H217ZM226 259V258H225ZM70 260V259H69ZM95 260V259H94ZM101 260V259H100ZM120 260V259H119ZM124 260V259H123ZM132 260V259H131ZM140 260H142V259H140ZM144 260V259H143ZM168 260H169V258H168ZM190 260V259H189ZM212 260V259H211ZM148 261V260H147ZM224 261V260H223ZM234 261V260H233ZM96 262V261H95ZM95 262H93V263H95ZM180 262V261H179ZM192 262H194V261H192ZM192 262H191V264H192ZM201 262V261H200ZM205 262H206V260H205ZM217 262V261H216ZM260 262V261H259ZM258 262V263H259ZM66 263V262H65ZM106 263V262H105ZM104 263V264H105ZM108 263V264H109ZM119 263V262H118ZM132 263H134V262H132ZM171 263V262H170ZM169 263V264H170ZM141 264V263H140ZM151 264V263H150ZM189 264V263H188ZM200 264V263H199ZM202 264V263H201ZM203 264H206V263H203ZM229 264V263H228ZM241 264H242V262H241Z\"/></svg>", "mask_w": 264, "mask_h": 264}]
</instances>
